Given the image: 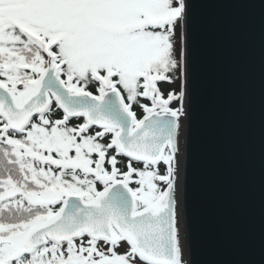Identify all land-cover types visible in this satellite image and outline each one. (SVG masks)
Masks as SVG:
<instances>
[{
  "label": "snow or ice",
  "instance_id": "obj_1",
  "mask_svg": "<svg viewBox=\"0 0 264 264\" xmlns=\"http://www.w3.org/2000/svg\"><path fill=\"white\" fill-rule=\"evenodd\" d=\"M187 0H0V264H185Z\"/></svg>",
  "mask_w": 264,
  "mask_h": 264
},
{
  "label": "water",
  "instance_id": "obj_2",
  "mask_svg": "<svg viewBox=\"0 0 264 264\" xmlns=\"http://www.w3.org/2000/svg\"><path fill=\"white\" fill-rule=\"evenodd\" d=\"M186 264H264V0H187Z\"/></svg>",
  "mask_w": 264,
  "mask_h": 264
},
{
  "label": "bare ground",
  "instance_id": "obj_3",
  "mask_svg": "<svg viewBox=\"0 0 264 264\" xmlns=\"http://www.w3.org/2000/svg\"><path fill=\"white\" fill-rule=\"evenodd\" d=\"M183 139H184V137H183V128H181V141H182V143H181V149H182V152H183ZM182 167H183V154H182ZM179 195V194H178ZM179 205H181L180 204V201H179ZM179 212H180V207H179ZM182 218L180 217V229H181V232H180V240H181V248H182V253H183V259H184V261H185V264H186V257H185V251H186V249H185V239H184V229H183V226H182V220H181Z\"/></svg>",
  "mask_w": 264,
  "mask_h": 264
}]
</instances>
